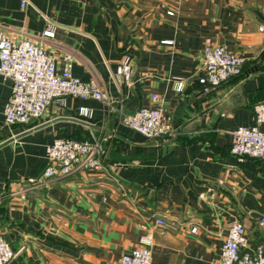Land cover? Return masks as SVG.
<instances>
[{
	"label": "crops",
	"instance_id": "obj_1",
	"mask_svg": "<svg viewBox=\"0 0 264 264\" xmlns=\"http://www.w3.org/2000/svg\"><path fill=\"white\" fill-rule=\"evenodd\" d=\"M28 1L23 8L22 0H0V29L39 37L59 66L75 52L73 74L97 81L115 108L68 97L29 124H7L12 82L0 76V222L17 252L12 264H122L147 234L153 264H219L235 220L244 223L251 248L262 244L264 160H239L232 132L253 125L254 107L264 100V0ZM207 45L247 58L241 76L208 92L199 82ZM126 56L131 79L118 81ZM180 78L183 91L176 89ZM153 94L173 119L167 138L121 121L158 106ZM82 107L92 110L95 125ZM93 134L107 136L103 168L37 181L57 138Z\"/></svg>",
	"mask_w": 264,
	"mask_h": 264
},
{
	"label": "built area",
	"instance_id": "obj_2",
	"mask_svg": "<svg viewBox=\"0 0 264 264\" xmlns=\"http://www.w3.org/2000/svg\"><path fill=\"white\" fill-rule=\"evenodd\" d=\"M29 4L22 0V7ZM173 12H171L172 14ZM46 36L54 31L46 30ZM19 36V31L0 29V76L12 82V93L4 110L7 124H29L41 118L48 106L55 102L65 106L68 97L95 99L107 109L115 108L109 94L95 80L85 81L73 74L75 52H68L59 66L50 55L39 37ZM246 56L231 51L225 45H207L204 48L203 75L199 82L205 91L223 84L243 72ZM116 78L130 81L131 59L126 56L117 69ZM185 80L177 81L176 89L183 91ZM158 106H142L130 114H123L121 121L129 128L152 139H163L175 133L171 115L165 112L163 99L153 94ZM255 123L243 125L232 132V152L239 160L261 158L264 160V100L255 107ZM79 113L92 123L93 112L82 107ZM107 136L94 135L90 139L77 140L57 138L47 147L48 165L38 178L39 183L57 177L70 175L78 167L99 170L104 166ZM156 223L163 226L165 220ZM258 224L264 231V216ZM0 222V264H12L17 252L4 239ZM194 227L192 231H196ZM153 236L147 234L140 239L139 246L122 258V264H153ZM219 264H264V242L255 248L250 247L244 223L235 220L231 223L223 241Z\"/></svg>",
	"mask_w": 264,
	"mask_h": 264
},
{
	"label": "trees",
	"instance_id": "obj_3",
	"mask_svg": "<svg viewBox=\"0 0 264 264\" xmlns=\"http://www.w3.org/2000/svg\"><path fill=\"white\" fill-rule=\"evenodd\" d=\"M244 70V69H243ZM242 75V73L239 75V76H241Z\"/></svg>",
	"mask_w": 264,
	"mask_h": 264
}]
</instances>
